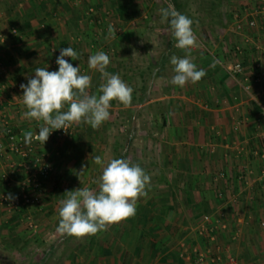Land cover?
<instances>
[{
    "label": "crops",
    "instance_id": "obj_1",
    "mask_svg": "<svg viewBox=\"0 0 264 264\" xmlns=\"http://www.w3.org/2000/svg\"><path fill=\"white\" fill-rule=\"evenodd\" d=\"M101 2L0 0L4 39L0 43L4 67L0 76V188L4 190L8 182L1 175L9 178L11 174L14 186H21L24 179L18 167L20 157L8 148L5 127L22 135L29 130L36 134L43 123L24 117L27 109L20 85L34 78L36 68L58 71V52L71 47L79 60L69 57L68 62L92 77L87 91L98 96L104 81L98 71L89 69L88 58L103 51L110 58L106 71L118 74L133 89L131 103L159 107L151 116L160 137L158 170L162 172L156 180L160 190L151 195V203L138 204L134 223L124 220L100 239L88 240L86 261L73 260L70 252L67 264H217L211 261L215 255L222 257L221 264L228 256L237 264H264V227L260 226L264 222V13L253 15L264 2L258 1L253 11L244 9L240 17L245 26L242 31L233 28L231 38L193 31L197 46L190 50L175 47L164 18L159 28L151 21V50L146 51L150 60L145 67L128 66L131 62L126 60L135 51L126 47L136 36L110 34L104 13L97 14ZM252 18L256 25L250 29L246 22ZM119 22L118 18L115 25ZM172 55H190L197 70L203 69L206 75L195 84H172ZM236 61L242 72L232 74L228 69ZM129 69L132 77L127 75ZM113 104L119 103L113 100ZM73 126L74 134L59 141L48 138L35 150L51 169L43 199L48 204L56 196L55 178H69L59 197L72 190L71 179L82 167L76 148L81 146L80 155L85 157V145L93 135L86 123ZM0 211L7 215L4 205L0 204Z\"/></svg>",
    "mask_w": 264,
    "mask_h": 264
},
{
    "label": "rangeland",
    "instance_id": "obj_2",
    "mask_svg": "<svg viewBox=\"0 0 264 264\" xmlns=\"http://www.w3.org/2000/svg\"><path fill=\"white\" fill-rule=\"evenodd\" d=\"M180 1L184 4V15L193 21L192 30L194 32L209 33L210 35L221 34L231 38L234 34L233 14L243 15L245 13L244 9L248 12L249 10L253 11L259 5L258 1L260 0ZM101 3L102 7L97 10V14L104 13L107 31L110 34L118 36L127 33L136 36V40H133V44L131 43L130 47H126V51L128 48L130 51H141V53L138 54L137 52L135 56H129V60L126 61L131 63L128 66L139 65L140 67H145L146 61L150 60V57H147L150 54L146 51L148 49L151 50V21L154 20L156 28H159V26L163 27V15L160 10L164 9V0H102ZM118 5L121 8L124 7V9L118 12L116 8ZM118 18L121 22L115 25ZM111 23L113 24L109 26ZM110 28L111 31L109 30ZM133 58L139 59V61L134 62ZM131 72V69H129L127 75H129L128 73L131 74ZM129 77H132V75H129ZM130 81L132 80L129 78ZM158 108L157 105L148 106V104L138 107L135 106V103L134 105L131 103L127 107L121 103L113 104L109 109V119L103 122L100 127L93 129L87 124V129L93 135L88 138L90 143H87V146L85 145V157L80 155L81 146L76 148V152L73 151L78 156L77 160L80 161L79 164L82 167L76 169L77 173H74L75 175L71 179V189L75 190L84 187L97 189L98 184L96 182L99 181L102 174V167L96 165L92 158L98 155L105 164L113 158H118L121 146L127 144L126 136L132 129L134 130V137L126 146L127 155L125 159L139 164L151 177L150 185L146 189L148 195L141 197L137 201L136 209L143 200L151 203V195L158 193L160 190L156 180L161 177L159 173L162 172L161 169L158 170V166L162 164V155L159 153L160 137H158L157 132L158 126L153 119L154 117L152 118L151 116L156 111L159 112ZM75 132L76 128H74L72 134ZM87 134L89 135L90 133ZM11 157L14 161L17 160L15 156L12 155ZM40 157L44 159L42 155ZM81 169L82 171L78 173ZM8 176V182L3 184L4 190L0 188L1 205H3L1 203L2 197H7L9 193L14 196L22 188V185H10L11 174H8ZM67 181H69V178L64 177V175L55 178L54 182L57 191L51 202L48 204V202L43 200L46 195L44 189L40 205L23 209V214L19 215L16 220L11 219V217L18 211L8 212L6 210L7 215L5 216L0 211V264H67L69 261L67 254L70 252L74 258L73 260L77 259L78 262L86 261V256H90V251L86 249L88 240L100 239L106 233H109L113 226L117 225H110L107 230L100 231L94 236L83 238L60 234L57 231L60 220V201L67 197H59V192L65 188L63 184ZM15 222L17 223L16 225H14ZM54 244H56V248L48 256L46 255L45 258L46 252ZM96 251H98L97 248ZM42 258L46 259L44 263L41 262ZM65 261L67 262L65 263Z\"/></svg>",
    "mask_w": 264,
    "mask_h": 264
},
{
    "label": "clouds",
    "instance_id": "obj_3",
    "mask_svg": "<svg viewBox=\"0 0 264 264\" xmlns=\"http://www.w3.org/2000/svg\"><path fill=\"white\" fill-rule=\"evenodd\" d=\"M160 11L165 20L170 18L177 49L190 50L197 46L193 21L189 17L176 11L171 4ZM65 57L79 60L73 48L64 47L56 59L58 71L36 68L34 78L20 85L22 103L27 109L24 117L43 122L35 135L31 130L23 133L26 144L33 140L44 144L53 130H66L82 122L96 129L109 119L113 100L125 107L132 102L133 89L118 74L106 71L110 58L105 52L98 51L88 58L89 69L98 71L104 81L98 88V96L87 91L92 77L81 74L80 66L74 67ZM170 63L174 66L175 75L171 80L174 85L195 84L206 75L203 69L197 70L190 55L182 58L172 55ZM92 159L102 167V174L96 182L98 188L84 187L65 192L67 198L60 201L57 228L62 235L83 238L107 230L108 226L135 216L137 201L148 195L146 189L151 177L139 164L125 158H113L105 164L98 155ZM14 198L11 193L6 197L8 200Z\"/></svg>",
    "mask_w": 264,
    "mask_h": 264
},
{
    "label": "built area",
    "instance_id": "obj_4",
    "mask_svg": "<svg viewBox=\"0 0 264 264\" xmlns=\"http://www.w3.org/2000/svg\"><path fill=\"white\" fill-rule=\"evenodd\" d=\"M264 2V0H261ZM256 13V14H255ZM264 13V5L258 7L253 15H259ZM233 26L236 31H242L245 24H243L241 17L238 13L233 14ZM256 25L255 19H250L246 22V26L250 29L254 28ZM12 34H15L16 31L11 30ZM2 35H0V43L3 41ZM60 54V52H58ZM68 61L69 57H65ZM4 70L1 57H0V76L2 75ZM232 74H239L242 72V65L239 61L233 63L228 69ZM261 77L254 79V82H259ZM248 90V86H246ZM74 131V126L72 125L70 128L64 130H53L49 138L55 141H59L63 138L69 137ZM8 148L10 152L20 157L21 161L18 165L20 170L23 172L24 179L22 182V188L20 192L14 195L13 200H8L6 197L1 198V203L4 205L8 212L19 211L20 209H28L31 207H38L41 203V197L44 193L45 183L50 175L51 169L50 166L45 163V161L40 157V155L35 153V150L38 145V141L33 140L32 143L26 144L24 142V137L21 133L15 132L10 127H5L4 129ZM35 135V134H34ZM4 181H7L6 175H1ZM262 190H264V186H262ZM208 218L204 217L206 221ZM261 227H264V222L260 223ZM203 255L199 254L198 259L201 261ZM213 263L221 264L222 257L220 255H215L211 258ZM225 264H237L236 260L232 256H228L226 258Z\"/></svg>",
    "mask_w": 264,
    "mask_h": 264
},
{
    "label": "trees",
    "instance_id": "obj_5",
    "mask_svg": "<svg viewBox=\"0 0 264 264\" xmlns=\"http://www.w3.org/2000/svg\"><path fill=\"white\" fill-rule=\"evenodd\" d=\"M170 4H171L172 6H174V9H175L176 11H178V12L181 13V14H184V4H183V2H181L180 0H164V9H165V8H168ZM117 7H118V8H117ZM119 7L121 8L120 5L116 6L118 12L121 11V10L119 9ZM165 21H166V27H167L168 29H171V28H170V18H169V20H165ZM142 101H143V100H142ZM142 101H141V102H142ZM132 133H133V130H130V131L128 132V135L126 136V137H127V138H126L127 144H128V142L133 138V137H132ZM127 144H124V145L121 146V151H120V153H119L118 158H125V156L127 155V150H126V146H127ZM18 212H19V214H18ZM18 212L15 213V215H13V216L11 217V219H15V220H16L17 217H18L19 215L23 214L22 212H24V210H23V209H20ZM128 221H129V224L131 225L132 223H134V218L131 217V218L128 219ZM16 224H17V223L15 222L14 225H16ZM92 243H94V241H92Z\"/></svg>",
    "mask_w": 264,
    "mask_h": 264
}]
</instances>
